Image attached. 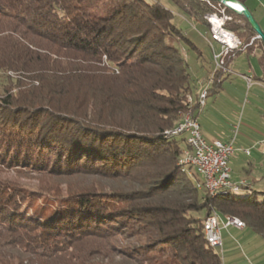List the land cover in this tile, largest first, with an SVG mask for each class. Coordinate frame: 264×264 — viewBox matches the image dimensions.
<instances>
[{"label": "trees", "instance_id": "16d2710c", "mask_svg": "<svg viewBox=\"0 0 264 264\" xmlns=\"http://www.w3.org/2000/svg\"><path fill=\"white\" fill-rule=\"evenodd\" d=\"M170 1L208 30L226 14L264 66L243 16ZM173 17L159 0H0V264H222L212 211L264 240V196L211 195L178 164L185 137L164 134L199 108Z\"/></svg>", "mask_w": 264, "mask_h": 264}, {"label": "crops", "instance_id": "0c3cea01", "mask_svg": "<svg viewBox=\"0 0 264 264\" xmlns=\"http://www.w3.org/2000/svg\"><path fill=\"white\" fill-rule=\"evenodd\" d=\"M261 4L259 0H255L252 9L246 6L253 12L252 14L264 31V7ZM206 41L211 47L212 54L220 51L219 43L208 39ZM247 45L248 49L244 45L237 53L235 51L230 55L227 62L229 71L223 72L218 90L207 95L203 106L195 116L206 140L227 141L232 135V127L236 124V109L242 104L246 120H241L239 124L240 133L238 132L234 145L237 148L251 147V152L246 155L241 151H235L229 160V166L231 173L235 170L237 174L236 177L231 175L232 180L238 182L245 179L248 184L246 189H251L255 186L254 182L262 180V171L257 170V166H264L263 148L261 146L252 147L256 142L264 141V66L261 60L263 47L259 41L251 38ZM210 71L211 69L208 68L206 72H202L203 74L200 73L196 95L203 88ZM243 74L252 77L250 86L242 78ZM248 88H250L248 91L250 98L247 99L246 105H243ZM251 173L256 174L254 181H250L249 177L245 176ZM199 177L202 180L200 175ZM220 234L222 246L217 250L220 253L222 264L223 261L224 264H264V240L246 225L242 228L233 225L221 228Z\"/></svg>", "mask_w": 264, "mask_h": 264}, {"label": "built area", "instance_id": "2783aa9c", "mask_svg": "<svg viewBox=\"0 0 264 264\" xmlns=\"http://www.w3.org/2000/svg\"><path fill=\"white\" fill-rule=\"evenodd\" d=\"M211 16H217L216 14H206L205 19L209 23L210 38L220 44L221 49L217 53H213L214 68L208 75L205 86L197 93V102L199 104L198 110L204 104L207 97V89L211 84L214 72L221 69L223 72L229 71L227 66L224 64V57L231 53L233 50L243 47V43L240 38L231 30L224 28L225 20L229 19L226 14L217 16L220 19V23L216 26L210 18ZM246 81L247 85L250 86L252 83V77L248 75H241ZM193 98H189V102H192ZM238 132V124L232 127V135L227 141L214 139L208 141L204 138L201 132L200 124L195 115L188 109L187 110V121L181 127L172 128V133L168 136H180L184 134L185 138L193 139V147H184L180 154V164L189 166L190 164H198L202 172V185L210 193V190L215 185H236V186H247L245 179L238 182H234L231 178V169L229 166V160L235 151H241L246 155L251 152L249 148H237L234 145L235 138ZM261 146L264 150V141L256 142L252 147ZM230 225L242 228L235 220H230L224 215L220 220L217 217V213L212 211L207 215L203 221V229L209 237L210 245H216L217 248L222 246L221 228H226Z\"/></svg>", "mask_w": 264, "mask_h": 264}, {"label": "rangeland", "instance_id": "374dc122", "mask_svg": "<svg viewBox=\"0 0 264 264\" xmlns=\"http://www.w3.org/2000/svg\"><path fill=\"white\" fill-rule=\"evenodd\" d=\"M165 7H167L168 9H170L173 14V22L181 29L182 33L184 34L185 37H187L190 41H192L195 44V48H193L189 43H187L184 39H179L177 41H175V45L176 47L182 52V54L184 55L187 63H188V67H189V71L191 74V81H190V85L193 88V92L196 91V89L199 87V75L202 72H206L209 69H211V71L214 68V61H213V54H212V50L210 45L207 43L206 39L208 40H212L210 39V32L207 28V26L204 24L205 21L204 20H199L196 17H191L189 15H187L186 13H184L183 11H181L175 4H173L170 0H159ZM255 0H247L246 1V5L252 9L253 4H254ZM262 3V7H264V0ZM220 12H223V9H220ZM253 13V12H252ZM217 17V16H216ZM205 19V16H204ZM206 20V19H205ZM207 21V20H206ZM241 40V39H240ZM211 56H212V60H211ZM210 71V72H211ZM203 74V73H202ZM210 74V73H209ZM12 75V73H11ZM1 78H0V82H1ZM205 86V83L203 84V87ZM250 88L246 89V93L243 99V105H246V101L247 99L250 98V95H248V91ZM0 90H1V84H0ZM244 107L240 106V108L238 107L236 109V124H238V128H239V124L241 122V120L245 121L246 120V113H244ZM241 130V129H239ZM240 133V131H238ZM237 132V134H238ZM183 136H185L184 134L180 135L178 137V139L182 138ZM261 169L262 171V180H259L261 182H254L255 186L254 188L250 189H240V190H236L234 191V193L238 196H245L249 191H259L257 193L259 198H262L264 196L263 193L264 192V166H257V170ZM196 171L195 167L191 168V171ZM231 175H233V177H236V171L232 170ZM246 177H249L250 181H254L256 178V174L255 173H251V174H245ZM21 181L23 182H34L36 183V180H31L29 178H24ZM74 181V180H73ZM77 181H80V178L77 179ZM58 182H60V180H58ZM62 182L65 181H61L60 184H62ZM53 184H55L53 182ZM65 184V183H64ZM233 190V189H232ZM245 226V223H244ZM224 264V261H223Z\"/></svg>", "mask_w": 264, "mask_h": 264}, {"label": "bare ground", "instance_id": "6f19581e", "mask_svg": "<svg viewBox=\"0 0 264 264\" xmlns=\"http://www.w3.org/2000/svg\"><path fill=\"white\" fill-rule=\"evenodd\" d=\"M234 6H236L237 8H239L238 5H234ZM210 18L214 22V25L215 26L218 23H220V19L218 17L211 16ZM186 121H187V113L184 114V115H182L180 121L174 127H172V128L181 127L183 124L186 123ZM172 128L164 131V134L166 136H168V134L172 133ZM185 139L187 141V145H188L187 147H193V139L192 138H185ZM178 164H180V158H179ZM180 167H181V170L182 171L186 172L187 174H191V169H189V166L180 165ZM190 167H195L196 172L202 177V172H201L200 166L198 164H190ZM238 188H239V186H236V185H215L214 187L211 188L210 194L213 195V194H218V193H221V192H226L229 189L237 190ZM224 215L226 217H228L230 220H235V222L238 223L240 227H243L244 226V222L242 220H240L239 218L235 217V216H231L229 214L220 215V214L217 213V217H224ZM203 232H204V236H205L206 241L210 245L209 237L205 233V230L204 229H203ZM211 246L217 248L216 245H211Z\"/></svg>", "mask_w": 264, "mask_h": 264}, {"label": "water", "instance_id": "95a60500", "mask_svg": "<svg viewBox=\"0 0 264 264\" xmlns=\"http://www.w3.org/2000/svg\"><path fill=\"white\" fill-rule=\"evenodd\" d=\"M217 1L220 4H222L224 7L229 8L233 12H235L238 15H241L245 18V20L248 22L252 30L256 33V37L261 40V42L264 45V31L262 30L260 24L252 14V12L248 9V7L238 1V0H212ZM234 5H238L239 8H237Z\"/></svg>", "mask_w": 264, "mask_h": 264}]
</instances>
